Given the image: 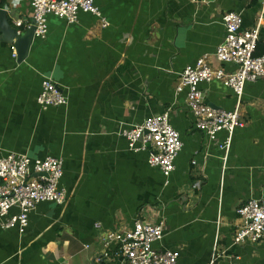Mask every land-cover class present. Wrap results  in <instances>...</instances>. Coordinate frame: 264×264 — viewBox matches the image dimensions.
Returning <instances> with one entry per match:
<instances>
[{
	"label": "crops",
	"instance_id": "0c3cea01",
	"mask_svg": "<svg viewBox=\"0 0 264 264\" xmlns=\"http://www.w3.org/2000/svg\"><path fill=\"white\" fill-rule=\"evenodd\" d=\"M30 1L0 0L14 28L16 20L31 23ZM94 3L101 19L84 12L74 24L48 17L47 35L34 37L22 63L12 46L0 43V157L62 159L66 196L60 206L38 204L24 233L2 229L0 220V264H122L106 234L138 220L163 222L154 248L177 252L178 264H208L214 257L215 264H264V239L234 244L236 209L264 197V81L246 82L240 99L217 81L199 86L207 106L239 111L243 126L225 160L196 130L186 91L176 93L183 70L201 57L235 70L214 60L225 13L241 15L242 30L257 26L262 15L256 52L264 55V0ZM44 79L66 95L65 106L37 104ZM164 112L182 142L168 179L148 165L147 151H131L122 135ZM217 136L223 143L227 133Z\"/></svg>",
	"mask_w": 264,
	"mask_h": 264
},
{
	"label": "built area",
	"instance_id": "2783aa9c",
	"mask_svg": "<svg viewBox=\"0 0 264 264\" xmlns=\"http://www.w3.org/2000/svg\"><path fill=\"white\" fill-rule=\"evenodd\" d=\"M30 7L31 23L24 25L21 20H16L15 27L19 33L33 26L34 37L39 39L47 35V19L50 16L67 24L76 23L79 12L101 19L94 0H31ZM261 20L262 15L257 26L242 30L241 15L225 13L221 18L225 34L216 48L214 60L221 65H232L235 70L225 72L221 67H214L204 56L192 67L183 70L176 88V93L186 91V107L196 130L205 135L208 143L224 152V160L235 129L243 126L239 111L226 112L207 106L199 86L217 81L231 89L240 99L246 82L264 81V55H255ZM107 25L105 20H101L102 28ZM36 102L42 109H48L65 106L68 99L56 83L44 79ZM222 131L227 133V138L219 143L217 135ZM122 135L131 151L148 152V165L158 168L165 179L174 172L182 142L180 134L169 122L168 112L148 117L141 124L123 131ZM62 175L63 161L59 158L31 160L23 153H8L0 157L1 228H15L24 233L29 214L38 204L62 205L66 199L60 188ZM12 209H17V214L10 215ZM236 215L240 225L235 233L234 244H256L264 239V197L245 201L236 209ZM163 231V222L152 224L138 220L131 229L106 234L105 244L116 245L122 264H178L177 252L154 248L162 240ZM215 262L214 257L208 264Z\"/></svg>",
	"mask_w": 264,
	"mask_h": 264
},
{
	"label": "water",
	"instance_id": "95a60500",
	"mask_svg": "<svg viewBox=\"0 0 264 264\" xmlns=\"http://www.w3.org/2000/svg\"><path fill=\"white\" fill-rule=\"evenodd\" d=\"M209 2L211 0H200ZM8 13L4 9H0V43L12 46L16 53V60L22 63L28 55L30 46L34 40L35 28H30L19 32L14 28L7 19Z\"/></svg>",
	"mask_w": 264,
	"mask_h": 264
},
{
	"label": "trees",
	"instance_id": "16d2710c",
	"mask_svg": "<svg viewBox=\"0 0 264 264\" xmlns=\"http://www.w3.org/2000/svg\"><path fill=\"white\" fill-rule=\"evenodd\" d=\"M2 7H3V5H2V3L0 2V9H2ZM255 55H256V56H259V54H257V52H255Z\"/></svg>",
	"mask_w": 264,
	"mask_h": 264
}]
</instances>
